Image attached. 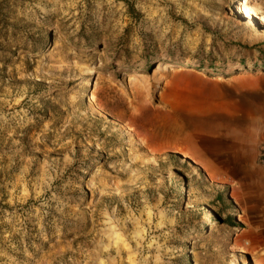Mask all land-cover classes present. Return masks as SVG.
Wrapping results in <instances>:
<instances>
[{
  "label": "rangeland",
  "instance_id": "rangeland-1",
  "mask_svg": "<svg viewBox=\"0 0 264 264\" xmlns=\"http://www.w3.org/2000/svg\"><path fill=\"white\" fill-rule=\"evenodd\" d=\"M263 147L264 0H0V264H264Z\"/></svg>",
  "mask_w": 264,
  "mask_h": 264
},
{
  "label": "bare ground",
  "instance_id": "bare-ground-1",
  "mask_svg": "<svg viewBox=\"0 0 264 264\" xmlns=\"http://www.w3.org/2000/svg\"><path fill=\"white\" fill-rule=\"evenodd\" d=\"M243 10L244 11L242 13L244 15V18L250 19L252 17L250 8L248 6H244ZM167 65L169 64L167 63L161 64L160 66H162L163 68H166ZM152 114L153 113H151L150 109H146L144 110V112H142V116L140 117L141 119H131L130 120V126L133 128L132 135H134L136 139H140L141 142L147 143L148 147L153 152H157L160 148L161 149L159 151L163 149H167V146H166L167 142H165V140H168V144H171L173 146L172 147L173 151L178 152L179 154H182L186 159H190L193 161L198 160L197 159V154H199L198 145L196 144L194 140H191L187 137V134L185 133V130H186L185 125L180 122H175V126L173 128L174 130L173 129L167 130L166 128H159L158 130L154 129L156 130L154 132L147 131L145 124L146 122H149L151 120ZM190 127L193 128V134L194 132L199 133L198 126H195V127L190 126ZM190 127L189 129H191Z\"/></svg>",
  "mask_w": 264,
  "mask_h": 264
},
{
  "label": "crops",
  "instance_id": "crops-1",
  "mask_svg": "<svg viewBox=\"0 0 264 264\" xmlns=\"http://www.w3.org/2000/svg\"><path fill=\"white\" fill-rule=\"evenodd\" d=\"M259 186V185H258ZM258 186L253 184L248 185H241L237 189V195L249 198V202L242 204V208L244 210L243 220L247 221L248 223H255L253 224V228H249V238L251 239L250 242H247L251 247H264V211H261L260 203L258 202L262 198H264V193L259 191L256 192H248V190H259ZM242 190H246L247 192L244 193ZM264 263V255L262 256V260Z\"/></svg>",
  "mask_w": 264,
  "mask_h": 264
},
{
  "label": "built area",
  "instance_id": "built-area-1",
  "mask_svg": "<svg viewBox=\"0 0 264 264\" xmlns=\"http://www.w3.org/2000/svg\"><path fill=\"white\" fill-rule=\"evenodd\" d=\"M260 161H261L262 165L264 166V147L262 148V151L260 153Z\"/></svg>",
  "mask_w": 264,
  "mask_h": 264
},
{
  "label": "trees",
  "instance_id": "trees-1",
  "mask_svg": "<svg viewBox=\"0 0 264 264\" xmlns=\"http://www.w3.org/2000/svg\"><path fill=\"white\" fill-rule=\"evenodd\" d=\"M202 67H204V66H202Z\"/></svg>",
  "mask_w": 264,
  "mask_h": 264
}]
</instances>
